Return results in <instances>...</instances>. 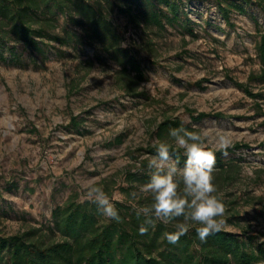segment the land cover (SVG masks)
Returning <instances> with one entry per match:
<instances>
[{"label": "rangeland", "instance_id": "374dc122", "mask_svg": "<svg viewBox=\"0 0 264 264\" xmlns=\"http://www.w3.org/2000/svg\"><path fill=\"white\" fill-rule=\"evenodd\" d=\"M183 4L188 30L144 35L117 11L110 16L125 35L123 48L141 62L142 79L87 44H54L45 60L18 45L22 64L0 62V230L5 236L38 230L58 241L53 213L73 194L80 202L88 200L79 186L84 179L108 182L113 202H138L144 196L140 183L134 185L135 199L123 197L119 188L129 186V172L149 171L153 155L147 151L156 148L160 124L178 120L194 131L232 132L233 151L223 155L231 165L225 171L215 165L213 172L216 195L225 205L223 230L264 243V84L251 81L261 71L257 24L264 29V12L244 4L248 12L233 13L227 25L212 0ZM70 29L82 36L61 16V34ZM234 82L260 97H249ZM192 114L210 117L197 122Z\"/></svg>", "mask_w": 264, "mask_h": 264}, {"label": "trees", "instance_id": "16d2710c", "mask_svg": "<svg viewBox=\"0 0 264 264\" xmlns=\"http://www.w3.org/2000/svg\"><path fill=\"white\" fill-rule=\"evenodd\" d=\"M184 0H0V62L22 64L17 46L22 45L32 57L47 59L54 44L62 46L87 44L111 57L122 69L138 78L144 75L141 62L130 50L123 48L125 35L110 19L116 11L135 30L144 35L155 30L162 34L169 28L181 27L188 30L191 21L184 11ZM221 12L227 25L237 12L245 15L244 4H255L264 12V0H212ZM65 16L77 29L62 35L59 31L60 17ZM260 39L256 54L260 63V74L251 81L264 84V29L257 24ZM191 33L193 30H189ZM234 85L251 98H258L248 85L234 82ZM210 116L200 114L192 119L199 122ZM219 117V116H218ZM76 119L73 125H78ZM178 120H167L158 128V139L175 145L169 136V129L181 126ZM184 126V125H183ZM188 128L190 127L184 126ZM194 131V130H193ZM243 146H236L240 149ZM179 163L186 157L179 150ZM233 149H229V153ZM155 155L156 148L147 151ZM216 167L226 170L223 155L216 153ZM177 159V157H173ZM150 172L127 174L126 187L119 191L126 199L136 191L134 185L148 182ZM103 185V186H102ZM105 191L112 198L114 188L104 181ZM121 216L120 222L105 218L91 201L80 202L73 194L64 206L53 213V228L59 235L53 241L48 235H39L38 230L14 236H5L0 230V264H264V243L249 234L238 235L221 230L211 235L206 242H200L196 227L182 236L175 245L169 244L165 233L174 231V223L164 225L157 222L148 227L145 235L139 228L144 224L138 218L133 205L151 203V197H139V201L114 202ZM0 214V220H1ZM235 217L232 218V220Z\"/></svg>", "mask_w": 264, "mask_h": 264}, {"label": "clouds", "instance_id": "9594fccd", "mask_svg": "<svg viewBox=\"0 0 264 264\" xmlns=\"http://www.w3.org/2000/svg\"><path fill=\"white\" fill-rule=\"evenodd\" d=\"M168 134L175 150L168 142H155L156 153L147 164L149 180L138 190L145 198L151 197V203L132 206L135 215L144 219L139 232L145 235L148 227H155L157 222L164 225L175 222V230L165 233L167 242L175 245L196 224L199 225L195 231L200 242H206L209 236L225 227L222 219L225 205L216 195L218 189L213 172L216 152L228 156L229 149L234 146L233 134L226 129L213 133L206 127L193 131L183 124L170 128ZM179 150L186 157L183 167L179 166ZM174 156L177 159H173ZM79 186L105 218L120 222L115 203L95 178L84 179ZM136 196L134 192L132 198Z\"/></svg>", "mask_w": 264, "mask_h": 264}]
</instances>
